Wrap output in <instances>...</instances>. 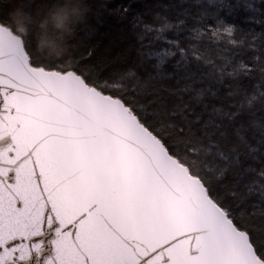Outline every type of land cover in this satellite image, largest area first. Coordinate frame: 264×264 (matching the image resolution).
Returning <instances> with one entry per match:
<instances>
[{
	"label": "snow or ice",
	"instance_id": "1",
	"mask_svg": "<svg viewBox=\"0 0 264 264\" xmlns=\"http://www.w3.org/2000/svg\"><path fill=\"white\" fill-rule=\"evenodd\" d=\"M167 27L146 30L162 39ZM205 34L238 46L230 27L206 25L195 38ZM166 43L147 54L157 69L172 48L185 57L178 41ZM259 60L227 75L264 78ZM260 98L214 111L233 120ZM167 103L139 80L100 82L75 61L37 62L0 18V264H264V227L252 224L264 208L233 175L238 155L222 164L206 131L213 121L197 115L186 126Z\"/></svg>",
	"mask_w": 264,
	"mask_h": 264
},
{
	"label": "trees",
	"instance_id": "2",
	"mask_svg": "<svg viewBox=\"0 0 264 264\" xmlns=\"http://www.w3.org/2000/svg\"><path fill=\"white\" fill-rule=\"evenodd\" d=\"M0 18L23 38L37 62L75 61L100 82L131 85L139 80L149 92L158 91L167 99V110L178 109L180 123L187 126L197 115L202 123L213 121L206 131L226 154L221 163L230 165L238 155L233 175L242 174L241 187L253 186L250 203L264 208V98L233 120L214 111L235 112L231 105L264 91L259 71L227 75L241 62L251 66L256 56V67L264 68V0H0ZM163 25L169 27L162 39L146 30ZM206 25L232 28L238 46L217 43L207 34L196 39V31ZM167 40L178 41L185 57L182 60L172 48L176 55L157 69V58L148 59L147 54L168 49ZM186 87L191 90L180 91ZM201 90L203 96L197 100ZM198 127L193 126L192 133ZM252 224L264 227V219Z\"/></svg>",
	"mask_w": 264,
	"mask_h": 264
},
{
	"label": "clouds",
	"instance_id": "3",
	"mask_svg": "<svg viewBox=\"0 0 264 264\" xmlns=\"http://www.w3.org/2000/svg\"><path fill=\"white\" fill-rule=\"evenodd\" d=\"M209 177H210V179H213L214 180V174H209Z\"/></svg>",
	"mask_w": 264,
	"mask_h": 264
},
{
	"label": "water",
	"instance_id": "4",
	"mask_svg": "<svg viewBox=\"0 0 264 264\" xmlns=\"http://www.w3.org/2000/svg\"><path fill=\"white\" fill-rule=\"evenodd\" d=\"M8 28V27H7ZM8 29H10V28H8ZM17 35V34H16ZM18 36V35H17ZM18 37H20V36H18ZM49 239H51V237H49Z\"/></svg>",
	"mask_w": 264,
	"mask_h": 264
}]
</instances>
